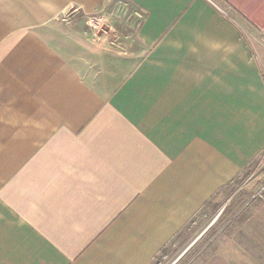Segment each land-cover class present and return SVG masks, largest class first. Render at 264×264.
<instances>
[{
    "label": "crops",
    "instance_id": "1",
    "mask_svg": "<svg viewBox=\"0 0 264 264\" xmlns=\"http://www.w3.org/2000/svg\"><path fill=\"white\" fill-rule=\"evenodd\" d=\"M263 154L264 0H0V264H154Z\"/></svg>",
    "mask_w": 264,
    "mask_h": 264
},
{
    "label": "rangeland",
    "instance_id": "2",
    "mask_svg": "<svg viewBox=\"0 0 264 264\" xmlns=\"http://www.w3.org/2000/svg\"><path fill=\"white\" fill-rule=\"evenodd\" d=\"M111 13L110 25L100 23V29L106 27L98 34H126L130 25L124 21L132 20L136 24V19L139 20L132 10L120 8ZM87 23L80 12L73 11L61 19L59 28L94 37ZM262 187L264 154L255 159L233 185L223 189L217 199L171 241L154 264H264V250L258 247L260 229L264 226V202L256 197Z\"/></svg>",
    "mask_w": 264,
    "mask_h": 264
},
{
    "label": "built area",
    "instance_id": "3",
    "mask_svg": "<svg viewBox=\"0 0 264 264\" xmlns=\"http://www.w3.org/2000/svg\"><path fill=\"white\" fill-rule=\"evenodd\" d=\"M108 17L106 16H97V17H94L93 21H95V24L97 25L98 24H104L105 22H107V19ZM256 197H259L260 199H262V201L264 202V187H262L260 189V191L257 193Z\"/></svg>",
    "mask_w": 264,
    "mask_h": 264
}]
</instances>
